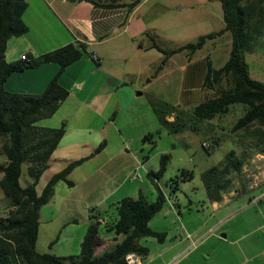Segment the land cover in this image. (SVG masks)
<instances>
[{
  "label": "crops",
  "instance_id": "obj_1",
  "mask_svg": "<svg viewBox=\"0 0 264 264\" xmlns=\"http://www.w3.org/2000/svg\"><path fill=\"white\" fill-rule=\"evenodd\" d=\"M27 1L29 6L23 19L29 29L9 39L8 61L22 60L23 55L36 58L69 43L88 45V51L80 59L62 70L56 62L25 67L15 71L5 84L11 92L40 94L59 74L58 82L69 91L52 116L40 120L43 123L37 122L44 127L66 123L65 135L37 185L39 192L69 163L91 156L70 173L74 185L58 182L51 200L41 207L37 250L61 256L78 254L91 216L95 214L101 221L96 249L101 254L122 237L108 230V224L116 219L117 203L123 197L136 198L140 194L155 200V183L161 187L160 180L148 175L159 167L148 166L151 156L147 148L148 144L154 147V140L145 141L144 137L153 133L157 125L152 103L175 104V101L160 99L146 91L147 83L165 79L164 85L170 90L176 85L181 88L185 105H195L204 99L210 64L223 65L232 48L231 35L226 32L207 41L193 55L181 51L169 56L160 69L164 54L152 46L153 41L164 49H172L189 42L190 33L196 40L202 34L222 29L225 26L222 1L142 0L138 4L135 0ZM178 11L182 19L175 32ZM176 33L181 35L175 38ZM228 37L229 48L222 44ZM174 39L177 46H165V41L173 43ZM205 48L207 52L198 56V51ZM224 52L227 58L218 66L216 61ZM93 53L99 56V62ZM172 115L167 118L171 120ZM103 143L102 149L97 150ZM136 172L142 177L135 178ZM145 173L150 182L145 180ZM29 180L23 177L22 184L26 185ZM262 187L264 184L258 186ZM255 188L234 178L228 191L219 192L220 198H211L207 193L208 204L215 213L210 216L186 215L173 195L162 188L167 200L150 225L165 232L166 238L163 242L150 241L147 253L138 254L140 260L136 264H192L196 258L212 257L218 264L223 259L225 264L237 261L248 264L263 256L264 248L254 250L244 223L234 232L227 225L240 211L232 203L233 196ZM195 216L201 220L196 221Z\"/></svg>",
  "mask_w": 264,
  "mask_h": 264
},
{
  "label": "trees",
  "instance_id": "obj_2",
  "mask_svg": "<svg viewBox=\"0 0 264 264\" xmlns=\"http://www.w3.org/2000/svg\"><path fill=\"white\" fill-rule=\"evenodd\" d=\"M142 0H135L138 4ZM225 26L215 32H209L172 49L162 48L155 40L152 46L163 52L167 58L181 51L193 55L203 48L207 41L229 32L232 48L227 61L220 67L210 64L206 74L205 88L213 89L214 96L204 98L195 104L191 111L180 109L168 102L156 105L152 103L159 121L171 132L177 133L186 128L197 129L199 122L212 120L229 114L237 105H242V114L228 129L232 134L246 137L252 143L247 145L239 155L231 149L220 166H212L202 173L206 182L207 193L211 198H220L219 192L228 191L234 183L229 171L239 174L246 163L249 152L255 150L264 153V82L254 78L250 72L247 53L255 51L264 42V0H221ZM27 0H0V155L5 161L0 165V189L7 201L8 217L0 216V264H129V253L145 254L146 246L139 244L142 237L152 236L163 242L166 233L155 230L150 220L164 207L167 197L155 183L157 198L149 200L145 194L138 197H123L116 205V219L108 224V230L121 239L116 244L96 253L100 242L101 221L98 215L91 216V222L81 242L78 254L61 256L52 252L41 253L37 250L40 227V209L54 195L60 181L73 186L69 175L86 156L69 163L55 173L41 192L37 185L43 173L48 169L53 152L66 132V123L59 127H44L38 121L52 116L65 100L69 91L58 82V75L52 79L40 94L17 93L6 89L8 78L25 67H38L43 63L56 62L61 70L77 61L88 45L84 42L69 43L48 51L36 58L8 61L6 51L11 37L25 34L29 27L23 19L27 10ZM159 69V70H160ZM194 120L189 125L184 118ZM175 119L169 120L168 115ZM225 129V128H224ZM154 140V133L145 135L144 140ZM224 137L214 136L212 143L205 148L213 152ZM103 143L97 150H101ZM170 154L160 156L157 170L149 171L153 180L161 179L168 169ZM27 162L26 177L30 179L22 184L23 163ZM182 179H189L193 172L183 168ZM180 176V175H179ZM170 194L178 189L179 181L174 180Z\"/></svg>",
  "mask_w": 264,
  "mask_h": 264
},
{
  "label": "rangeland",
  "instance_id": "obj_3",
  "mask_svg": "<svg viewBox=\"0 0 264 264\" xmlns=\"http://www.w3.org/2000/svg\"><path fill=\"white\" fill-rule=\"evenodd\" d=\"M177 20L174 21V30L178 29L180 26V21L182 19L180 11L177 12ZM179 22V24H178ZM181 33H176L175 38L179 37ZM189 38V39H188ZM192 33H190L187 40L192 41ZM186 40L183 39V42ZM231 39L224 38L222 44L224 47H230ZM177 41L174 39L173 43H166L165 46L168 48L177 46ZM207 52V48L198 51V56H203ZM230 54V53H229ZM181 58L182 56H178ZM247 61L249 62L251 75L264 82V42L262 46L258 47L255 51L249 52L246 55ZM227 58L225 52L219 56L216 64L219 66L222 64L223 60ZM176 66V65H175ZM165 79H157L153 83L147 86L146 91L155 93L160 99L175 101V105L179 106L180 109L186 111H191L194 105H185L182 102L180 93L181 88L176 85L172 90L164 85ZM215 91L213 89L205 88L204 98L214 96ZM146 97V96H144ZM158 105H161V103ZM163 105V104H162ZM185 113V121L189 125H193L194 120H188ZM242 114V105L235 106L232 111L223 116H217L212 120H206L199 122L197 124L198 128L195 130L193 128H186L180 132H171L167 127L162 125L157 118L156 129L153 131L154 139L156 143L154 147L148 144L150 149L151 161L149 163L150 168L158 167L160 156L163 153L170 154V160L168 163V169L164 176L159 179L160 185L170 194L171 185H174V180L179 181L178 189L176 192L172 193V198L180 204V208L186 215L190 213L194 214H205L207 216L215 214L208 204L207 190L205 188L206 182L202 176V173L212 166H220L225 161L226 155L229 154L231 149H235L240 155L241 150L248 146L251 150L252 143L246 137L238 134H230L228 129L233 125L237 118ZM158 117V115H157ZM175 119V115L171 116V120ZM41 122V121H39ZM38 122V124H39ZM43 123V121L41 122ZM225 128V129H224ZM221 135L224 137L217 147L214 148L213 152H209L205 146L204 142L209 144L212 143L214 136ZM5 161V157L0 155V165ZM28 163H23V177H26ZM185 168L193 172V176L189 179H182L184 176L181 174V170ZM180 175V176H179ZM229 175L233 176L238 181H245L248 185H252L255 189L249 190L246 194H240L238 196H233L232 203L236 207L240 208L233 220L227 223L231 232L239 229L241 224L244 223L246 226V231L250 232L248 239L251 241L254 250L264 248V187L258 188V186L264 184V153L258 150L249 152L246 163L243 170L237 174V172L230 170ZM46 176L42 177L39 188H42L43 183L46 180ZM2 173L0 172V178ZM145 180L150 182L149 176L145 173ZM240 185V184H239ZM155 192V190H153ZM251 195L249 196L248 194ZM153 195L149 194V197ZM210 203V202H209ZM191 210V212L189 211ZM7 210V201L0 189V215ZM196 217V216H195ZM201 220V218L196 217V221ZM195 223V221H194ZM150 241H157L155 237L146 236L142 237L139 244L148 246ZM41 248V247H40ZM222 264L226 263L223 259L220 261ZM235 262V261H234ZM192 264H218L216 258H210L204 260L202 258H196ZM234 264H240L239 261ZM248 264H264V255L255 258Z\"/></svg>",
  "mask_w": 264,
  "mask_h": 264
},
{
  "label": "built area",
  "instance_id": "obj_4",
  "mask_svg": "<svg viewBox=\"0 0 264 264\" xmlns=\"http://www.w3.org/2000/svg\"><path fill=\"white\" fill-rule=\"evenodd\" d=\"M22 58H23V59H29V57H27V55H23ZM93 58H94L97 62H99V60H100L99 56H98L97 54H95V53H93ZM203 145H204V146H209V143L204 142ZM141 177H142L141 173H139V172H136V173H135V178H141ZM0 216H2V217H8V216H9V211H8V209L5 210ZM126 260H127V262H128L129 264H136L140 259H139L137 253L132 252V253L127 254V256H126Z\"/></svg>",
  "mask_w": 264,
  "mask_h": 264
}]
</instances>
